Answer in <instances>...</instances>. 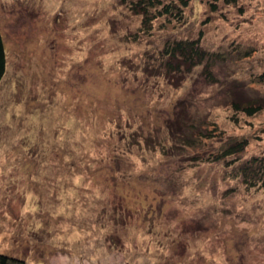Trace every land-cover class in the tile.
Masks as SVG:
<instances>
[{"label": "rangeland", "instance_id": "rangeland-1", "mask_svg": "<svg viewBox=\"0 0 264 264\" xmlns=\"http://www.w3.org/2000/svg\"><path fill=\"white\" fill-rule=\"evenodd\" d=\"M136 1L0 0V250L27 264H264V189L239 172L264 139L231 166L205 157L264 129V112L236 123L229 105L234 88L264 95V0H190L183 22L149 32ZM199 36L218 83L167 65L169 43ZM214 125L222 136L182 143Z\"/></svg>", "mask_w": 264, "mask_h": 264}, {"label": "trees", "instance_id": "trees-1", "mask_svg": "<svg viewBox=\"0 0 264 264\" xmlns=\"http://www.w3.org/2000/svg\"><path fill=\"white\" fill-rule=\"evenodd\" d=\"M190 0H137L133 2L131 6L133 12L140 15L142 18V27L145 32H149L153 27L155 19L167 16L176 19L178 22H183L184 9L189 5ZM219 0H213L212 7L217 9V3ZM227 3H233L236 0H225ZM200 35H202L200 33ZM201 36L196 39L182 38L174 39L169 43L167 65L171 67L175 72H179L185 69V73L191 72L193 68L203 65V71L206 75V79L210 83H218L220 79L213 72L214 58L219 54L207 51L201 45ZM236 50H241L239 47H235ZM239 54L236 59L248 58L252 55V50H245L244 52L238 51ZM226 58L225 55H223ZM7 68V54L4 42L3 34L0 30V83L6 73ZM256 82L264 83V71L255 75ZM234 85H244L242 82L233 83ZM238 91L234 88L232 90V98L229 105L234 111L233 120L239 122V113H243L249 117H254L257 114L264 112V95H255L250 97H244L240 94L234 95ZM190 130L194 127L190 126ZM256 132V131H255ZM249 133L245 136H230L229 139H225L221 147H218L213 152H209L205 157L207 161H223L227 160L228 165H232L238 161L239 156L247 151V148L251 144L252 140H263L264 129L258 133ZM222 131H218L216 125L213 129H207L204 132H200L199 136L187 135L183 138L182 143L185 146H199L201 140L211 139L214 137L222 136ZM240 174L243 183L247 188H263L264 189V153L251 156L247 161L241 163ZM239 174V173H237ZM239 174V175H240ZM0 264H27L25 258L16 256L11 253L0 250Z\"/></svg>", "mask_w": 264, "mask_h": 264}]
</instances>
